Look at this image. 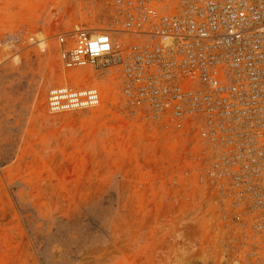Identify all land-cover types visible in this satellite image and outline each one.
<instances>
[{"label":"rangeland","instance_id":"obj_1","mask_svg":"<svg viewBox=\"0 0 264 264\" xmlns=\"http://www.w3.org/2000/svg\"><path fill=\"white\" fill-rule=\"evenodd\" d=\"M114 29L111 0H0V264H264L199 181L195 138L126 104L117 74L66 68L60 34ZM95 86L100 106L50 113L57 85ZM249 252V253H248Z\"/></svg>","mask_w":264,"mask_h":264},{"label":"built area","instance_id":"obj_2","mask_svg":"<svg viewBox=\"0 0 264 264\" xmlns=\"http://www.w3.org/2000/svg\"><path fill=\"white\" fill-rule=\"evenodd\" d=\"M114 29L60 34L66 68L117 74L126 104L196 139L199 181L241 224L249 254L264 255V0H111ZM47 50L9 32L0 47ZM95 86L57 85L50 113L100 106Z\"/></svg>","mask_w":264,"mask_h":264}]
</instances>
